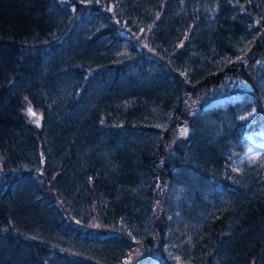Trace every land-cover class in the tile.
<instances>
[{
    "label": "trees",
    "instance_id": "16d2710c",
    "mask_svg": "<svg viewBox=\"0 0 264 264\" xmlns=\"http://www.w3.org/2000/svg\"><path fill=\"white\" fill-rule=\"evenodd\" d=\"M261 127L264 0H0V264H264Z\"/></svg>",
    "mask_w": 264,
    "mask_h": 264
},
{
    "label": "rangeland",
    "instance_id": "374dc122",
    "mask_svg": "<svg viewBox=\"0 0 264 264\" xmlns=\"http://www.w3.org/2000/svg\"><path fill=\"white\" fill-rule=\"evenodd\" d=\"M221 102H223V100L214 101L212 104L213 105H217V104H219ZM263 143H264V129L262 131L258 132L256 136H253L251 138L250 146H249V149H248L249 153L250 154L255 153L257 151V149L260 147V145H262ZM141 257H147V256L142 254L141 252L134 253L133 254V258H131L130 262H132L133 260L139 259Z\"/></svg>",
    "mask_w": 264,
    "mask_h": 264
},
{
    "label": "snow or ice",
    "instance_id": "6c2138e0",
    "mask_svg": "<svg viewBox=\"0 0 264 264\" xmlns=\"http://www.w3.org/2000/svg\"><path fill=\"white\" fill-rule=\"evenodd\" d=\"M33 115H34V113H33Z\"/></svg>",
    "mask_w": 264,
    "mask_h": 264
}]
</instances>
